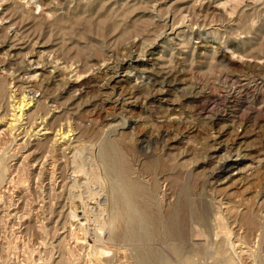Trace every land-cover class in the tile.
<instances>
[{
	"label": "rangeland",
	"instance_id": "1",
	"mask_svg": "<svg viewBox=\"0 0 264 264\" xmlns=\"http://www.w3.org/2000/svg\"><path fill=\"white\" fill-rule=\"evenodd\" d=\"M112 1L115 9L122 8L127 2L132 5L136 2ZM21 2L25 4L26 0ZM149 2L151 9H156L153 12L159 28L150 35L151 39L161 32L166 35L163 41L153 45L154 55L139 63L127 61L125 56L130 51L129 42L134 39L120 45L105 44L98 49V21L102 13L98 14L99 17L88 18L89 15L83 11L80 16L86 18L75 20V23H61L56 22L55 15H39L41 8L34 4L36 18L30 20L2 14L7 1L0 0V31L7 35L4 47L0 48V76H18V93L26 87L25 93L29 97L34 96L46 103L48 121L54 112L68 110L71 127H81L83 132L75 143L90 148H84L86 151L82 152L88 155L86 159L91 158L94 149V153H98V144L103 145V141L118 137V132H127L126 135L133 138L132 145L122 146V150L130 155V164L139 165L147 176L149 183L142 179L140 188L149 193L153 191L155 198L159 199L160 208H154L161 217L168 216L180 199L181 187L187 185L193 212L206 211L208 217L202 228L190 215L186 217V227L191 236L188 247L192 250V244L199 243L195 244V264H228L215 258L216 243L220 239L216 232L221 231V237H226L228 256L233 264H264V232H259V235L255 232L257 228L264 227V86L260 85L264 77V52L260 50L264 46V0ZM174 18L176 27H181L172 32L169 27L164 28V24L168 21L171 26ZM37 23L42 24L43 29ZM59 25L65 28L62 30ZM190 26L193 33L189 31ZM7 45H15L22 55L16 57L13 52L8 56ZM123 59L126 61L117 74L114 96L123 90L124 93L137 90L141 97L149 98L138 102L132 107V112H123L114 121L119 125L118 131L105 127V135L99 138L98 131L112 122L106 110L113 105L112 102L104 104L101 101L104 91L100 85L110 74V67ZM10 61L19 63L22 70L14 73V66L7 65ZM225 75L236 83L233 85ZM48 81L52 82V92L45 89ZM72 83L75 87L66 92ZM59 85L66 86V93L57 91L53 95ZM32 86L35 91L29 93ZM152 96H156L155 99ZM69 100H73L71 110L68 108ZM0 114V264H94L87 244L78 242L74 228L70 229L67 207L61 208L54 196L60 192L56 188L60 179L55 186L51 178L54 174H72L71 154L67 151L62 157L52 151L43 153L45 147L39 144L46 138V135L42 136L45 131L35 136L36 131L45 126L37 127L41 120L33 124L24 119L10 131L7 122L13 117L5 100L0 105ZM214 116L221 119L216 122L220 125L209 124ZM135 118L138 119L137 125L130 121ZM168 121L180 122L181 128L192 130L185 140L186 145L176 144L174 150L167 149L168 137L164 131L169 129ZM221 125L230 126L231 133L220 139L224 140L226 149L218 151L215 154L218 158L213 161L228 154L226 151L231 147L246 156L242 159L232 156L225 162V170L219 169L212 174V164H196L203 162V157L211 153L209 145L214 143V136ZM55 128L56 132L59 126ZM27 130H30L29 137ZM54 131L49 130L47 136L52 137ZM139 138L141 142H137ZM95 144L98 146H93ZM84 157L81 158L83 161L86 160ZM172 167H175L177 176L169 174ZM164 175L169 177V181L162 177ZM162 191L167 195L166 202L161 199ZM221 201L235 206L233 214L238 211L235 221L229 219V214L220 206ZM216 216L224 218V228L217 227ZM251 218L255 220L253 226L248 225ZM239 224L244 226V231H237ZM198 230L203 236H196ZM172 260L173 264H178L177 260ZM134 261L130 258L123 264H134Z\"/></svg>",
	"mask_w": 264,
	"mask_h": 264
},
{
	"label": "bare ground",
	"instance_id": "2",
	"mask_svg": "<svg viewBox=\"0 0 264 264\" xmlns=\"http://www.w3.org/2000/svg\"><path fill=\"white\" fill-rule=\"evenodd\" d=\"M5 1H7V3L4 5V7L1 10L2 14H8L10 17L17 16L23 19H30V20H35L36 18V14L34 12L36 9L32 6L34 4L37 5L38 9L41 8V12L39 13V15L44 13L55 15L57 17L56 22L59 21L61 23L67 21L75 23L74 22L75 20H77L78 22L82 18H86L80 16L83 11H85L84 13L89 15L88 18L92 16L94 18L99 17L98 14L102 13L98 21L99 24L98 37L100 40L99 41L100 47L98 49L99 50L102 49V46L105 44L120 45L122 42H126L127 40L130 39L131 40L134 39L133 41L129 42L130 51H128L125 55L127 61L140 63L141 61H143L145 57L153 54L152 51L153 45H155L156 43H160L159 40L165 39V35H166L165 32H161V34L157 35L155 39H151L150 35L156 33L159 30V28L158 25L156 24L157 22L155 20L156 16L154 15L153 12V10L155 11L156 9L155 8L151 9L150 6L151 2H149V0L148 1L145 0L144 2H138L136 0V2L133 5L130 4V2H127L126 4L123 5L122 8H117V9H115L114 2L112 0H66V1L26 0L25 4L21 2L22 0H5ZM47 1L49 2L47 3ZM120 1H126V0H116L115 2H120ZM133 1L135 0H131V2ZM60 11H63L64 13L59 14ZM158 13H159L158 17H160V12ZM176 23L177 22H175V18H174L173 22L171 23V26L168 25V21H167L164 24L165 25L164 28L169 27V29L172 32L175 30L177 31L181 26L176 27ZM182 24L183 23H181V25ZM242 24H244V22H242ZM37 25L39 24L37 23ZM39 27L43 29L42 24H40ZM59 28L63 30L65 27H61V25H59ZM71 28L73 27L71 26ZM189 28H190L189 31L193 33L192 26H190ZM6 38H7L6 33L0 31V48L4 47ZM7 46H9L8 56L13 52H15L16 57L22 55V52L20 50H17L15 45H11V46L7 45ZM16 50L18 52H16ZM260 50L264 52L263 45L260 48ZM101 52L102 51H99L100 54ZM125 61L126 60L123 59L120 61V63H117L114 67L112 68L110 67V74H107V76L104 78V81H102L103 84L100 85L102 91H104L103 92L104 95L101 101L104 104L107 102L108 103L112 102L113 105L111 104L112 105L111 108H109V110H106L107 116L111 118L112 122L109 125L105 124L103 128L98 131L99 138H101V136L104 134L106 129L105 127H107V129L112 130L114 132L118 131L117 127L119 125L114 124L115 123L114 121L120 118V115L123 112H132V107L137 106L138 102L140 101L144 102L149 98V96L141 97L142 95L140 91L137 90H129L126 91V93H124L125 90H123L116 94L117 97H115L116 95L114 96L115 90L117 89L115 85L117 74L119 70L122 69L124 65L123 63H125ZM7 65L11 66L12 68L14 66V73H17L22 70V68H20L19 66V63H17L16 61H10L9 63H7ZM17 78L18 76H14V77L13 76L8 77L4 75L0 76V105L5 100L9 105L10 111L12 112L11 116L13 117V119L7 122V124H9L10 131H13L17 127V124L23 122L24 119L29 120L30 123L33 124L37 123L38 120L39 121L41 120L40 124L37 127L39 126L42 127L43 124H45V126L43 127V129L36 131L35 136L39 135L40 131L42 130L45 131V133L42 134V136L46 135V138L43 140L41 144H39L41 145V147H45L43 153L52 151L58 153V155H61L62 157L66 155L67 151H69V154H71L70 158L73 164L72 174L66 175L62 173L59 176L54 174L53 175L54 177L52 176L51 178L55 186L57 185V182L60 179V182L56 186V188L60 189V192L58 194L55 193L54 196L55 199H57L59 204L61 205L60 206L61 208L67 207L68 213L66 214V216L69 225L71 226L70 229H72V227L74 228L73 233L75 239L78 242H83L87 244L90 254L92 255L93 261L95 262L94 264H123L125 261H128V259L130 258L135 260L134 264H173L174 262L172 259L177 260L176 262L178 264H195L194 257L197 254L194 250L196 245L199 243H195L196 245L193 243L192 244L193 247H191L192 250L190 249V247H188L189 246L188 241L191 239L190 238L191 236L189 237L188 234L189 229H187L186 227V217L190 215L193 219H195L196 222L194 223H196L200 228H202L201 226H204V224L207 223L208 217L206 211H200L197 213L193 212L192 202L190 199L187 185L181 187L180 199L179 201H177L175 206L170 210L168 216L165 218L161 217L160 212L155 211L154 208V206L160 208L158 202L159 199L157 200L155 198L156 196L153 194V191H150L149 193L146 190H142V188H140L139 181H142V179L144 180L145 183H149L148 180L146 179L147 176L146 177L144 176V173L141 171V167L139 165L138 167H135V165L130 164L129 161L130 155H127L122 150V146L131 147L132 145L133 138L130 137L129 135H126L128 134L127 132L125 131L121 133L118 132L117 134H120L118 137H114L117 135L115 134L113 135L114 138L108 140L105 139L106 141H103L105 142L103 143V145L101 143L98 144L100 148L98 150V153L97 152L94 153L95 151L94 149V151L92 150L93 153L91 154V158L86 159L88 155L85 152L84 153L82 152L85 150L84 148L87 149L90 148L87 147L88 145L82 147L83 145L81 146V144L77 145L75 143V140L78 141V138H80L83 132H81V127L78 129L77 128L73 129L71 127V124L69 122L70 112L68 110L67 111L62 110L59 112L58 110L52 114L50 120L48 121L46 117H48L49 112L46 111L48 108L46 106V103H44L40 99H35L34 96L29 97L25 93L26 87L25 88L23 87L21 89V93L19 94L18 91L20 86H17V83L20 81ZM226 79H228L229 82L232 81V78H230V76L229 77L226 76ZM232 83L234 85L236 82L232 81ZM51 84L52 82L49 81L46 82L45 84L46 91L49 90L52 92L53 89L50 88ZM260 85L264 86V77ZM74 87L75 84L73 83L69 84L66 92H69V90L73 89ZM61 88L63 87L59 85L58 88L54 90L53 95L57 91L60 92L59 94L66 93L64 92L66 86L63 89ZM28 90L29 93L35 91L33 86L29 87ZM45 100L47 101V98H45ZM68 105H69L68 106L69 110H71L72 108L70 107L73 105V100L72 101L69 100ZM213 111L216 112V110ZM209 116L211 117V115ZM209 116L208 118H210ZM219 120H221L219 117L216 118L214 116L209 121V124L213 126L217 124L216 122ZM64 121L67 123H63ZM130 121H132L137 125L138 119L135 118L134 120L131 119ZM174 122L175 123H169L168 121L167 123L169 124L167 125V127L170 130L168 129L164 131L166 133L165 136L168 137L166 139L167 140L166 147L168 150H174L176 148V144L186 145L187 141L185 140L188 139L192 131L185 126H184L185 128H181L182 126L180 122L177 121ZM183 123L186 124V122ZM65 125H67V128L64 127ZM56 126H59V128L55 132L54 130L56 129L55 128ZM231 128L233 129V127ZM31 129H33V127ZM179 129H181V131H179ZM49 130H53L56 134L54 133L52 137L47 136V134H49ZM75 130L76 131L79 130V133H77ZM229 130H230V126L228 125L227 126L221 125V127H219L216 136H214L215 138L214 143L212 145H209V149L211 153L204 156L203 162H199V164H196V166H200L202 163H204L205 165L212 164L213 170L211 171L213 174L219 169L225 170L224 164L225 162L231 160L232 156H236L237 158L240 157L241 159L245 158L246 155L245 154L242 155L239 149L235 150L232 149L231 147V149H228L226 151L228 154L225 153V155H223L217 161H213L215 157L218 158V156H215V154H217L218 151L226 149L223 144L224 140H220V139L222 138L224 139L226 135L231 133ZM29 132L27 130V136ZM11 134L13 133L11 132ZM74 135L75 137L72 138V136ZM107 136L105 137L107 138ZM239 137L240 135L238 136V138ZM227 140L229 141L228 138ZM141 141L142 139L140 138L139 140L137 139V142H141ZM98 145L95 144L93 146H98ZM135 147L136 146H134V148ZM129 150H131V148ZM85 154L87 156H85ZM83 157L88 161H86L85 159L84 160L86 162L83 161L82 160ZM175 170H176L175 167H172L171 173L169 174L176 175L177 172ZM162 177H165V180L169 181V177H167V175H164ZM160 194H161L160 196L162 197L161 199L164 202H166L167 195L163 193V191L160 192ZM220 206L224 211H226L229 214L228 217L230 220L236 219L238 211L237 213L233 214V210L235 211V206L231 207L230 203L227 201H221ZM215 220L217 222L218 228L220 229L221 227L224 228V218H222L221 216H216ZM254 224H255L254 219L252 218L248 219V225L253 226ZM238 227L239 229L237 231H241V230L244 231L245 229L244 226L240 224ZM256 231L259 235L261 232H264V227H259L255 230V232ZM200 232L202 231H199V234H197L196 236H203V234ZM216 236L220 238L216 243V257H215L216 260L221 263L224 262L228 264L231 263L233 264V261L228 256V251L226 248L227 247L226 237L223 238L221 237L222 231L220 233L216 232ZM162 244L166 247L164 246L163 248L158 247V246H162ZM213 254L211 255L213 256ZM211 255L209 256L212 258Z\"/></svg>",
	"mask_w": 264,
	"mask_h": 264
}]
</instances>
